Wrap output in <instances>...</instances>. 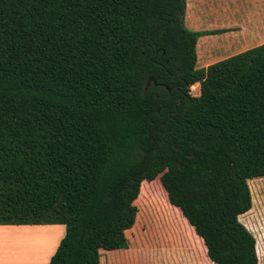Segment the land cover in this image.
Segmentation results:
<instances>
[{
    "label": "trees",
    "instance_id": "obj_1",
    "mask_svg": "<svg viewBox=\"0 0 264 264\" xmlns=\"http://www.w3.org/2000/svg\"><path fill=\"white\" fill-rule=\"evenodd\" d=\"M185 9L0 0V225H63L48 264L163 247L258 264L239 217L264 177V44L197 68L199 37L219 30L187 29ZM155 181L174 234L141 245Z\"/></svg>",
    "mask_w": 264,
    "mask_h": 264
},
{
    "label": "crops",
    "instance_id": "obj_2",
    "mask_svg": "<svg viewBox=\"0 0 264 264\" xmlns=\"http://www.w3.org/2000/svg\"><path fill=\"white\" fill-rule=\"evenodd\" d=\"M185 10L184 24L187 29L219 30L216 34L199 37L196 45L197 57L227 58L264 44V18H248L244 22L240 16V25L222 21V18L217 21L215 17L202 13L200 8L193 7L190 0H186ZM64 229L63 225H0V264H48L65 235ZM143 251L152 254V260L141 263L134 261V256L137 257V253ZM111 253L114 258H101L100 250L99 264H202L195 259L192 251L175 247L119 248Z\"/></svg>",
    "mask_w": 264,
    "mask_h": 264
},
{
    "label": "rangeland",
    "instance_id": "obj_3",
    "mask_svg": "<svg viewBox=\"0 0 264 264\" xmlns=\"http://www.w3.org/2000/svg\"><path fill=\"white\" fill-rule=\"evenodd\" d=\"M193 7L200 8L202 13L206 16L215 17L216 20H227L228 22L235 24H241L239 17H243L244 22L250 19H263L264 18V0H190ZM186 11V10H185ZM214 14V15H213ZM185 15V13H184ZM228 16V17H227ZM224 17V18H223ZM227 17V18H226ZM247 18V19H246ZM183 16V20H184ZM186 23H188L185 20ZM205 56L197 57V68H205L208 65L215 63L222 58L224 59L226 56H209L208 59L204 58ZM191 95L198 94V85H193L189 89ZM250 194H251V209L245 213L244 215L239 217L240 222L252 233L255 238L256 245V254L258 258V264H264V177L255 178L247 181ZM158 182H153L149 184V188L147 187L148 193L151 198L153 196L158 201L157 206H152L151 208H147L146 211L142 213L141 220L143 219L144 223V238H140L138 240V244L141 245H155L158 242H163L166 240V234L168 239L170 235L174 234L171 232V228H169L166 214L167 208L165 201L160 202L159 196L161 195V188L159 187ZM147 196V195H146ZM149 196V197H150ZM150 200L149 198H147ZM162 203L161 205L159 204ZM146 209V208H144ZM173 211V210H172ZM170 212V211H169ZM142 223V221H141ZM140 224V223H138ZM187 229L189 230L188 226ZM65 230V229H64ZM179 231V228H178ZM157 233V236L160 238L158 242L155 241L153 235ZM65 234V231H64ZM153 234V235H152ZM176 237H180L183 239L184 234L183 231L180 230L179 233L176 234ZM160 245V244H159ZM140 249H157V248H140ZM182 249V248H181ZM116 256V255H115ZM114 258L111 251H103L101 250V258ZM136 262H149L152 260V254H148L147 252L137 253V257L133 258ZM202 264H205L204 262Z\"/></svg>",
    "mask_w": 264,
    "mask_h": 264
},
{
    "label": "water",
    "instance_id": "obj_4",
    "mask_svg": "<svg viewBox=\"0 0 264 264\" xmlns=\"http://www.w3.org/2000/svg\"><path fill=\"white\" fill-rule=\"evenodd\" d=\"M151 82H153L152 79H150V80L147 81L146 86H145V90L149 87V85L151 84Z\"/></svg>",
    "mask_w": 264,
    "mask_h": 264
}]
</instances>
